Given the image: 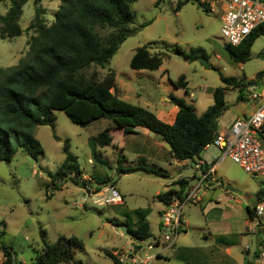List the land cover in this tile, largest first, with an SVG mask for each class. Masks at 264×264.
Returning <instances> with one entry per match:
<instances>
[{
  "label": "rangeland",
  "instance_id": "rangeland-1",
  "mask_svg": "<svg viewBox=\"0 0 264 264\" xmlns=\"http://www.w3.org/2000/svg\"><path fill=\"white\" fill-rule=\"evenodd\" d=\"M178 0H136L130 4L132 21L131 28L135 32L128 35L117 47L109 62L104 67L92 66L90 70L99 76L112 71L115 76V92L118 98L130 107L140 106L151 112L162 107L160 96L181 97L192 105L194 112L200 114L212 103L211 91L222 86L221 76L249 78L257 71L264 69V34L254 38L249 58L244 62H236L227 53L226 39L220 34L219 17L221 5L219 2L205 9L195 1L189 0L174 11ZM60 0H40L38 5L46 24L52 21L53 13ZM9 6V0L0 1V13L3 14ZM34 1L24 0L18 24L22 29L20 35L10 39H0V69H5L25 56L29 38L33 35L27 29L34 15ZM148 23L140 26L142 23ZM109 30H101L105 35ZM179 46L188 53L190 48H201L206 55L209 67L205 68L195 59L183 57L168 49ZM143 44H149L150 52L164 51L161 54V65L155 70H133L128 61L134 49ZM186 81L185 88L175 87L172 81L179 76ZM191 93V97H189ZM239 89L227 87L224 89L226 109L217 119V126L225 129L237 115L244 103L238 97ZM238 97V98H237ZM113 106H121L115 104ZM52 125H38L32 134L39 141L42 152L36 159L29 157L22 149H17L9 161H0V241L5 244L16 264H31L42 246L53 242L57 236L75 237L79 246H72V260L80 264H116L106 255V251L119 247H127L132 239L128 233L115 227V222L126 220L132 226V211L147 209L146 221L149 224L150 236L159 233L158 208L160 202L155 194L162 192L164 186H173V176L183 177L190 181L192 168L185 162L180 165L168 162L166 152L147 165L166 170L171 176H155L143 171L128 174H117L115 168L117 159L122 166L136 165L139 160L138 150H144L145 136L138 133H122L117 129L109 131L110 144L99 147L91 146L87 140L104 128L112 125L107 119H98L81 126L72 121L62 110L51 109ZM128 126H125L126 128ZM130 127V126H129ZM128 129V128H127ZM131 129V128H129ZM140 133H148L144 128H137ZM264 135H260L264 145ZM154 137H157L154 135ZM158 138V137H157ZM63 141L68 143V151L75 156L83 174L94 180L101 181L99 185H112L119 193L122 203L97 206L87 197L84 188L76 186L65 179L63 186L57 190L50 187L48 174L54 172L63 160ZM150 142V140L148 139ZM160 141V140H158ZM164 148L168 146L161 142ZM154 149V147H152ZM103 159L106 164L93 160L92 153ZM219 150L213 145H207L199 154L200 159L209 163L219 156ZM88 159L91 161H88ZM215 177L220 186L228 185L234 198L245 201L250 206L256 200L255 193L262 187L264 177L247 174L236 163L223 157L215 164ZM86 186H90L86 182ZM219 192L207 193L201 204L185 203L181 208V216L188 226L184 232H179L178 242L182 244L204 243L203 235L211 231L210 223L224 225L236 232L241 228L237 215L229 206L224 209L223 195L220 203L214 204V198ZM245 194L249 197H245ZM79 196L80 199L76 197ZM210 198V199H209ZM210 200V201H209ZM223 214H221V210ZM109 220L113 222L110 223ZM209 221V222H208ZM200 227V228H199ZM232 236V240H235ZM254 234H248L246 239L251 245ZM264 241L263 238L259 237ZM146 242V241H145ZM264 244V243H263ZM262 244V245H263ZM244 245L243 240L239 248ZM157 244H152L149 253L154 254ZM139 253L143 254L145 245L141 244ZM233 249H237L235 246ZM3 256L0 252V262ZM257 262L260 258L257 257ZM66 264V263H59ZM264 264V261H260Z\"/></svg>",
  "mask_w": 264,
  "mask_h": 264
},
{
  "label": "trees",
  "instance_id": "trees-1",
  "mask_svg": "<svg viewBox=\"0 0 264 264\" xmlns=\"http://www.w3.org/2000/svg\"><path fill=\"white\" fill-rule=\"evenodd\" d=\"M33 1L34 15L26 27L33 31V35L27 43V52L16 64L0 69V161H9L17 149H22L29 157L36 159L42 148L32 130L38 125H52L51 109L62 110L81 126L98 119L109 120L112 125L88 138L87 142L91 146L110 144L108 133L111 129L130 133L140 132L137 128H144L168 146L170 158L176 161H195L218 129L217 119L226 109L224 89H239L246 82L245 78L219 74L222 86L212 89V103L200 114H196L192 105L183 98L168 96L169 102L177 110L173 121L166 123L143 107L125 105L116 95L112 71L108 70L101 76L94 70L89 71L94 65L104 67L118 45L135 32L136 28H131L129 23L132 21L130 4L136 0H60L48 24L42 17L38 5L40 0ZM187 1L178 0L174 11ZM193 1L209 9L197 0ZM23 3L24 0H9L7 10L0 13V39H10L21 34L18 19ZM101 30L109 31L101 36ZM260 34H264V23L256 26L238 45H225L228 55L236 62L246 61L254 38ZM160 45L183 57L206 58L201 48H190L186 53L177 45L171 48L165 43ZM162 53L164 51L161 50L150 52L149 44H143L134 49L128 66L133 70H155L161 65ZM255 76L258 81L264 82V69L257 71ZM172 84L185 88L186 81L181 75ZM115 104L121 106H113ZM62 153L64 157L59 167L48 174L51 189L61 188L65 179L85 188L86 181L81 178L82 171L75 156L68 151L67 141H63ZM92 158L106 164L95 152ZM122 161H125L124 158L117 159V174L143 171L166 177L165 170L147 165L144 159H139L132 166H122ZM94 181L101 182L95 178ZM187 184V179L179 177L172 182L176 188H168L154 197L166 203L172 195L179 196ZM255 198H264V189L260 188ZM245 208L251 216V209L248 206ZM147 212V209L133 210L132 226H128L125 219L114 224L124 225L132 239H147L150 236L145 219ZM72 246L80 247L79 241L73 236L59 235L51 243L42 239V246L36 251L31 264H80L72 260ZM0 252L3 256L0 264H13L11 252L1 241ZM106 255L118 264L111 252L106 251Z\"/></svg>",
  "mask_w": 264,
  "mask_h": 264
},
{
  "label": "built area",
  "instance_id": "built-area-1",
  "mask_svg": "<svg viewBox=\"0 0 264 264\" xmlns=\"http://www.w3.org/2000/svg\"><path fill=\"white\" fill-rule=\"evenodd\" d=\"M197 1L209 9L212 5L222 3L219 32L229 46L238 45L256 26L264 23V0ZM245 81L239 88V97L250 105V110L235 117L225 129H217L207 144L215 146L220 152L219 156L209 163L199 159L192 161L193 172L185 190L179 196L172 195L159 211V233L146 242L131 238L126 248L113 249L111 254L118 264H151L155 256L149 253L152 244L170 246L181 231V208L185 203L202 202L206 193L217 187H221L224 194H230L215 177V164L223 157L232 160L251 176L264 177V145L260 138V135H264V82L258 81L255 75ZM87 181L90 186H86L85 191L93 204L103 206L121 203V196L112 185H99L90 178ZM261 188L264 189V182ZM219 201L220 197L214 198V202ZM248 219L249 230L258 232L264 239V198L254 202ZM141 244L145 245L142 255L139 253ZM258 255L260 261H264V244ZM260 261L256 264H260Z\"/></svg>",
  "mask_w": 264,
  "mask_h": 264
},
{
  "label": "crops",
  "instance_id": "crops-1",
  "mask_svg": "<svg viewBox=\"0 0 264 264\" xmlns=\"http://www.w3.org/2000/svg\"><path fill=\"white\" fill-rule=\"evenodd\" d=\"M116 95L118 97V93H116ZM160 100L163 101L162 107H165L166 109L162 110L159 108L158 110H154V112L152 113L160 120L166 123H171L173 121L177 108L176 106H174L169 102L168 97L160 96ZM240 102L244 103V105H242L243 107L238 110L237 115L235 117L245 114L250 110V105L247 102H243V101ZM217 127L218 130H222L221 127L219 126ZM133 133L141 134L146 138V140L144 141V147H145L144 150L142 149L138 150L140 155L138 156L139 157L138 159H144L146 162H150L154 164L152 161L158 159L160 154H162L163 156V152H166L167 153L166 156H168V160H169L168 162L173 161L180 165H183L185 162H188L186 160L176 161L170 158L168 155V148L167 149L164 148L162 143L158 141L159 139L157 137H154V135H149L148 133H140V132H133ZM148 139L150 140V142L148 141ZM152 147H154V149ZM196 159L203 161L200 158H196ZM88 161L90 160L88 159ZM212 161H214V159ZM191 162L192 161H189L188 165L191 166ZM165 172H166V177L171 176L166 170ZM178 176L172 177L171 184L173 181L177 179L176 177ZM81 178L86 182H88L87 178L90 177L82 173ZM168 188H176V185L173 186L166 185L164 186L163 191ZM214 191H217L219 192V194L223 195L224 206H225L224 209L228 208L229 206L232 208L233 214L237 215V219L240 221L239 225L241 226V228L233 233L231 232L230 228L228 227L225 228L224 225L221 226L216 223H210L212 230L206 231L207 235H203V240H202L205 242L199 244H182L181 242H178L179 239L176 236L172 245L167 247L160 245L157 246V250L154 252L155 256L151 260V264H256L257 263L256 260L257 257H259L258 253L260 252L261 246L264 243V241L259 238L261 236L258 232L254 233L249 230L248 218L250 216L247 214L245 207L248 206L251 209L252 206H250L245 201L234 198L231 193L229 195L224 194L222 192L221 187L214 188L207 193H212ZM219 194H217L216 197H220ZM246 195L247 194H245V196ZM76 198L80 199L79 196H77ZM206 199L208 198L206 197ZM220 201L214 202V204L217 205L218 203H220ZM121 203H122V199H121ZM201 203L203 202H199L197 204H201ZM162 207H163V203L160 202V208H158V213ZM223 213H224L223 210H221V214ZM187 226L188 224L183 219L182 216L181 232H184ZM248 234L249 235L254 234L255 236L251 245L246 239ZM232 236H235L234 237L235 240H232ZM241 240H243L244 245L239 248ZM235 246H238V251L237 249L236 250L233 249ZM119 248H123V247H119Z\"/></svg>",
  "mask_w": 264,
  "mask_h": 264
},
{
  "label": "water",
  "instance_id": "water-1",
  "mask_svg": "<svg viewBox=\"0 0 264 264\" xmlns=\"http://www.w3.org/2000/svg\"><path fill=\"white\" fill-rule=\"evenodd\" d=\"M195 59H196V60L198 61V63H199L200 65H202L203 67H205V68H208V67H209V63L207 62V60H206L205 57H203V56H196ZM168 99H169V97H168ZM191 164H192V162H191ZM225 188H226L228 191H233V190H234L232 187H230V186H228V185H225ZM246 196L249 197V195H246ZM246 196H245V197H246ZM114 226H115V227H119V229H120L121 232H125V226H124V225H122V224H114ZM13 263H14V261H13Z\"/></svg>",
  "mask_w": 264,
  "mask_h": 264
}]
</instances>
